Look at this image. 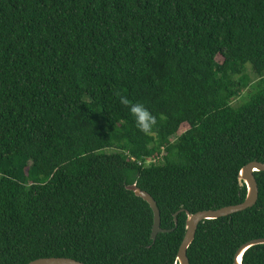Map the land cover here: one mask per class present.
Here are the masks:
<instances>
[{
	"label": "trees",
	"instance_id": "trees-1",
	"mask_svg": "<svg viewBox=\"0 0 264 264\" xmlns=\"http://www.w3.org/2000/svg\"><path fill=\"white\" fill-rule=\"evenodd\" d=\"M117 92L158 117L152 135ZM251 162L264 164V0H0V264H176L185 213L240 204ZM253 178L255 204L199 223L188 264H232L264 239ZM132 184L158 211L153 241ZM241 264H264V245Z\"/></svg>",
	"mask_w": 264,
	"mask_h": 264
},
{
	"label": "water",
	"instance_id": "water-1",
	"mask_svg": "<svg viewBox=\"0 0 264 264\" xmlns=\"http://www.w3.org/2000/svg\"><path fill=\"white\" fill-rule=\"evenodd\" d=\"M258 172H264V164L251 162L240 168L237 174V182L239 186L243 185L245 188V196L240 204L220 208L214 211H200L194 214L185 213L184 233L175 255L176 264H188L185 256L186 249L192 242L194 233L199 223L203 221L215 220L218 218L229 216L234 213L242 212L246 209L251 208L255 204L257 198V188L253 178V173H258ZM125 190L130 191L134 197L139 198L140 200L145 202L148 208L150 209L152 214L150 240L153 241L158 233L165 232L159 228V216L154 202L146 193L138 190L134 184L130 186H126ZM173 223L175 226L174 217H173ZM256 245H264V239L251 240L241 245L233 255L232 264H241L242 254L248 248ZM27 264H82V263L65 258H42L31 261Z\"/></svg>",
	"mask_w": 264,
	"mask_h": 264
},
{
	"label": "clouds",
	"instance_id": "clouds-1",
	"mask_svg": "<svg viewBox=\"0 0 264 264\" xmlns=\"http://www.w3.org/2000/svg\"><path fill=\"white\" fill-rule=\"evenodd\" d=\"M119 101L122 105L129 108L130 114L135 118V125L138 131L146 136L154 133L159 122L158 117L154 115L143 103L132 102L126 95L117 92ZM163 117H160L162 119Z\"/></svg>",
	"mask_w": 264,
	"mask_h": 264
},
{
	"label": "rangeland",
	"instance_id": "rangeland-1",
	"mask_svg": "<svg viewBox=\"0 0 264 264\" xmlns=\"http://www.w3.org/2000/svg\"><path fill=\"white\" fill-rule=\"evenodd\" d=\"M215 61H216V62H220V61H221V58H220V57H216V58H215ZM244 75L247 77V79H248V83L251 84V83L254 82L255 77H254V75L251 73V71L249 70L248 67H245V69H244ZM248 92H249V88L244 89V90L242 91L240 97H239L238 99H236L235 101H233L231 105H232V106H237V104L240 105L241 103H243V102L246 100V93H248ZM185 129H186V126H184V125H183V126H180V128L178 129L177 134H180V133L183 132ZM170 140H173V138H170Z\"/></svg>",
	"mask_w": 264,
	"mask_h": 264
},
{
	"label": "built area",
	"instance_id": "built-area-1",
	"mask_svg": "<svg viewBox=\"0 0 264 264\" xmlns=\"http://www.w3.org/2000/svg\"><path fill=\"white\" fill-rule=\"evenodd\" d=\"M145 163H150V162H152L150 159H145Z\"/></svg>",
	"mask_w": 264,
	"mask_h": 264
}]
</instances>
